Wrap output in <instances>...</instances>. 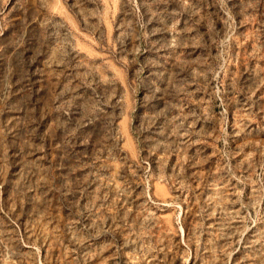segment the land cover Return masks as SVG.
Instances as JSON below:
<instances>
[{"label":"rangeland","instance_id":"obj_1","mask_svg":"<svg viewBox=\"0 0 264 264\" xmlns=\"http://www.w3.org/2000/svg\"><path fill=\"white\" fill-rule=\"evenodd\" d=\"M0 264H264V0H0Z\"/></svg>","mask_w":264,"mask_h":264}]
</instances>
